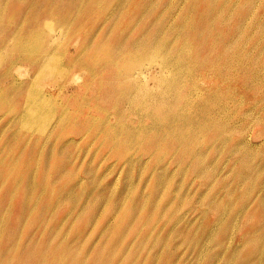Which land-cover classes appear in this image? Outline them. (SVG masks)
Returning a JSON list of instances; mask_svg holds the SVG:
<instances>
[{"label": "rangeland", "instance_id": "1", "mask_svg": "<svg viewBox=\"0 0 264 264\" xmlns=\"http://www.w3.org/2000/svg\"><path fill=\"white\" fill-rule=\"evenodd\" d=\"M118 1L0 0L11 223L26 183L35 192L21 245L52 231L48 250L79 253L70 264L264 262L247 242L264 217V0H124L115 11ZM129 78L142 93L125 94ZM42 103L44 118L23 126Z\"/></svg>", "mask_w": 264, "mask_h": 264}, {"label": "bare ground", "instance_id": "2", "mask_svg": "<svg viewBox=\"0 0 264 264\" xmlns=\"http://www.w3.org/2000/svg\"><path fill=\"white\" fill-rule=\"evenodd\" d=\"M73 2H74V4H73V6H71L72 8H74L75 10H77V8L79 7V4L82 2V0H72ZM118 2H121L120 4H117V6H119L118 8H117V6H116V8H115V11H118L119 9H120V7H121V5H123L124 4V0H119ZM146 5V4H145ZM147 6H149V5H147ZM145 9V8H144ZM143 9V10H144ZM117 13V12H116ZM184 18V17H183ZM186 20H187V18H186ZM186 20H184V21H186ZM191 20V19H190ZM189 22V21H188ZM120 42V41H119ZM97 49V48H96ZM98 50V49H97ZM147 55H150V52L148 53V54H146V56ZM90 56V55H89ZM88 58V57H87ZM86 58V59H87ZM37 60H39V58H36ZM90 63H92V62H90ZM103 65V64H102ZM110 66V65H109ZM124 66V65H123ZM228 67H230V66H228ZM125 68V67H124ZM231 71V70H230ZM235 71V74H236V70H234ZM111 72V71H110ZM109 72V73H110ZM232 72V71H231ZM132 73V70H127V72H122L121 73V75H123V76H128L129 74H131ZM234 73V72H233ZM224 74V73H223ZM230 74H232V73H230ZM227 75V74H226ZM120 76V75H119ZM129 76H132V75H129ZM136 77V76H135ZM134 77V78H135ZM227 77H228V75H227ZM130 79L131 78H129V80L128 81H130ZM133 79V78H132ZM131 79V82H127L128 84L129 83H131L130 85H129V91L127 92V93H125V94H132V93H134L135 91H137V93L138 94H140V93H142V89H143V87H144V85H143V83H144V81H133ZM95 83V82H94ZM109 85V84H108ZM166 85V84H165ZM113 87H114V85H113ZM157 87V86H156ZM155 87V88H156ZM145 88H147V85L145 86ZM144 88V89H145ZM154 88V87H153ZM125 89V88H124ZM115 90H116V88L114 89V88H112L109 92H114V93H112L113 95L115 94ZM156 90V89H155ZM169 90V89H168ZM159 91V90H158ZM107 92V91H106ZM118 92V91H117ZM116 92V93H117ZM147 92H149V90H147ZM146 92V89H145V93H147ZM121 93V92H120ZM151 93L152 94H155L156 92L155 91H151ZM107 94H109V93H107ZM106 94V95H107ZM150 94V93H149ZM224 94V93H223ZM122 95H124V94H122ZM109 96H111V95H109ZM109 96H107V97H109ZM155 96L156 95H152V98L153 99H155ZM106 96H104L103 98H105ZM39 99H42V98H39ZM110 99V97L108 98V100ZM126 99H128V98H126ZM31 100L32 101H36V97L35 96H32L31 97ZM95 101H96V99H94ZM125 100V99H124ZM262 100V102L264 101V99H261ZM260 100V101H261ZM259 101V102H260ZM235 103H237V102H235ZM43 106H44V103H42L41 104V106L39 107L38 105L37 106H35V108L32 110V111H25L23 114H22V116H21V121H23V126H30V127H33L34 126V124H38L43 118H44V113H41V110H42V108H43ZM119 107V106H118ZM145 107V106H144ZM189 107V106H188ZM146 108V107H145ZM142 109V108H141ZM147 109V108H146ZM206 109V108H205ZM237 109V108H236ZM144 110V109H143ZM186 110V109H185ZM184 110V111H185ZM195 110V109H194ZM197 110H199V109H197ZM208 110V109H207ZM211 111V110H210ZM197 112V111H196ZM204 112V111H203ZM199 113V112H198ZM235 113H237V112H235ZM239 113V112H238ZM172 116V115H171ZM173 117V116H172ZM20 121V122H21ZM163 121V120H162ZM233 121H234V119H233ZM157 122H159L158 121V119H157ZM156 122V119H154L153 120V123H157ZM164 122V121H163ZM163 122H162V124H163ZM213 123V122H212ZM217 123V122H216ZM22 124V123H21ZM207 124V123H206ZM209 124H211V123H209ZM208 124V127L210 128V130H211V125H209ZM220 123H218L217 125L214 123V126L216 125V127H221L222 126V124H220ZM224 124V123H223ZM226 124V123H225ZM223 125V128H224V130L226 131V130H228L229 128H226L227 126L226 125ZM229 124V123H228ZM121 125H123V124H121ZM125 125V124H124ZM230 126V125H229ZM207 126H205L204 128H206ZM232 127V126H231ZM208 128V129H209ZM121 129H122V127H121ZM217 129V128H216ZM234 129V128H233ZM237 129V128H236ZM206 130V129H205ZM210 130H208V131H210ZM212 130H214V129H212ZM230 130V132L232 131L231 129H229ZM44 129H42L41 130V133H44ZM207 130H206V133L208 132ZM225 131H224V133H225ZM235 131V130H234ZM238 131V130H237ZM240 131V130H239ZM238 131V132H239ZM212 132V131H211ZM214 132V131H213ZM212 132V133H213ZM220 132V131H219ZM221 132H222V130H221ZM236 132V131H235ZM234 132V133H235ZM241 132V131H240ZM181 133V132H180ZM228 133V132H227ZM129 134V133H128ZM214 134V133H213ZM216 134V133H215ZM231 134H233V133H230V135ZM228 135V134H227ZM47 136V135H46ZM49 136H50V134H49ZM48 136V137H49ZM172 136V135H171ZM191 136V135H190ZM215 136V135H214ZM224 136H226V133H225V135L223 134V138H224ZM192 137H194V134H193V136ZM199 137H200V135H199ZM222 137V136H221ZM172 138V137H171ZM160 140H161V137L159 138ZM169 139H170V136H169ZM182 139V138H181ZM168 140V139H167ZM175 141H176V139H174ZM192 140H194V139H192ZM221 140V139H220ZM241 140V139H240ZM240 140H238V141H240ZM169 141H173V140H169ZM174 141V142H175ZM195 141V140H194ZM207 141V140H206ZM205 141V143H207ZM146 142V141H145ZM193 142V141H192ZM213 142V141H212ZM149 144H150V142H148ZM152 143V142H151ZM166 143V142H165ZM190 143H191V141H190ZM197 143H199L198 142V139H197ZM201 143V142H200ZM167 144V143H166ZM187 144H188V139H187ZM236 145V144H235ZM199 146H200V144H199ZM216 146V145H215ZM154 147V146H153ZM156 147V146H155ZM194 147V146H193ZM213 147V146H212ZM234 147V146H233ZM232 147V148H233ZM150 148V147H149ZM205 148V147H204ZM208 148V147H207ZM217 148V147H216ZM231 148V149H232ZM57 149V148H56ZM150 149H154V148H150ZM149 150V149H148ZM186 150V149H185ZM184 150V151H185ZM192 152H194L193 150H191ZM190 151V152H191ZM29 152V151H28ZM188 152H189V150H188ZM56 154V153H55ZM189 154H191V153H189ZM188 154V155H189ZM230 154H231V151H230ZM31 155H33V154H31ZM184 155V154H183ZM242 156V155H241ZM31 157V156H30ZM23 158V157H22ZM187 158H188V156H187ZM186 158V159H187ZM191 158V157H190ZM27 159V158H26ZM33 159V158H32ZM196 159V158H195ZM202 160H203V158H201ZM22 160V159H21ZM183 160V159H182ZM184 160H185V156H184ZM24 161V160H23ZM197 161H198V159H197ZM31 163V162H30ZM199 163V162H198ZM197 164V163H196ZM59 165V164H58ZM59 167V166H58ZM29 169V168H28ZM41 169V168H40ZM45 171V170H44ZM22 173V172H21ZM43 174V173H42ZM48 174V173H47ZM240 174V173H239ZM239 174H238V176H239ZM246 175V174H245ZM47 176V175H46ZM249 176V175H248ZM14 178V177H13ZM24 178V177H23ZM240 178V180H242L241 179V177H239ZM26 180V179H25ZM49 180V179H48ZM51 180V179H50ZM158 180V179H157ZM41 181H43V179L41 180ZM47 181V180H46ZM52 181V180H51ZM10 183V182H9ZM49 184H50V182H48ZM259 183V182H258ZM45 184V183H44ZM66 184V183H65ZM64 184V185H65ZM10 185V184H9ZM19 185V184H18ZM58 185H61V184H58ZM42 186V185H41ZM46 187H47V185H45ZM257 186V185H256ZM6 187V186H5ZM61 187V186H60ZM9 188V187H8ZM72 188V187H71ZM5 189V188H4ZM18 189V188H17ZM48 189V188H47ZM58 189V188H57ZM66 189V188H65ZM20 190V189H19ZM24 192H22V204L19 206V209H18V211L16 212V214H14V220H13V222L11 223V220H9V218L7 219V216H6V213H5V210H6V208H8V207H10V206H12V205H10V206H8L9 205V200H10V197H11V192H9V191H7V192H5V194H4V198H3V201H1L0 202V264H70L71 263V261H69V262H66V260L68 259V257H69V255L70 254H72V255H74V257L75 256H77V255H79V253L77 252V250H73L72 248H70V246L68 245V246H66L65 248H63V250H61V251H59V252H56V250H58V248L56 247V249H51V250H48V248H50L49 246L51 245V243H50V245H49V242H50V239L51 240H53L54 239V234H53V232L52 231H49L48 232V241L47 242H45V244H43V245H40L39 243H37V241L35 242H33L32 240H31V238H32V236H33V232L31 231L30 232V234L29 235H24L23 236V238L26 240L25 242H28V244H25V245H21V243H20V241H21V239H22V236H18V233H19V231L20 230H24V229H26V228H30L29 226L30 225H28L27 224V222L28 221H30V218L28 219V215H27V213H30L28 210L27 211H22V209H23V207L24 206H26L27 205V202H28V200H30V199H34L35 198V192L33 193V190L32 189H30V183H26V185H25V188H24ZM58 190H60V189H58ZM66 190H68V189H66ZM3 191V190H2ZM46 191V190H45ZM156 191H158V190H156ZM60 192H62V191H60ZM17 193V192H16ZM38 193V192H37ZM40 193V192H39ZM45 193V192H44ZM157 193H159V192H157ZM2 196V195H1ZM38 196V195H37ZM42 196V195H41ZM14 197V196H13ZM43 198V197H42ZM60 199L62 198V196L61 197H59ZM58 198V199H59ZM230 198V197H229ZM57 199V200H58ZM59 199V200H60ZM41 200V199H40ZM59 200H58V202H59ZM231 200H232V198H231ZM247 201H248V199H247ZM49 202V201H48ZM56 202V201H55ZM231 202V201H230ZM11 203V202H10ZM39 203V202H38ZM211 203V202H210ZM215 203V202H214ZM213 203V204H214ZM245 203H247V202H245ZM244 203V204H245ZM46 204V206H47V202L45 203ZM44 204V205H45ZM216 204V203H215ZM234 204V203H233ZM43 205V206H44ZM51 205V204H50ZM55 205V204H54ZM131 205V204H130ZM208 205H209V203H208ZM211 205V204H210ZM247 205V204H246ZM96 206V205H95ZM216 206V205H215ZM234 206V205H233ZM245 206V205H244ZM39 207V206H38ZM49 207V206H48ZM210 207V206H209ZM213 207V206H212ZM214 208V207H213ZM216 208V207H215ZM244 208V207H243ZM42 209V208H41ZM51 209V208H50ZM241 209V208H240ZM239 209V210H240ZM36 210V209H35ZM44 210V209H43ZM47 210V209H46ZM45 211V210H44ZM98 211V210H97ZM7 212H8V210H7ZM34 212V211H33ZM46 212V211H45ZM45 214V213H44ZM43 214V215H44ZM8 215V214H7ZM10 215V214H9ZM27 215V216H26ZM93 216V215H92ZM33 219V218H32ZM38 219H40V215H39V218ZM262 219H263V224H261V226L259 227V229L258 230H260V232H263L262 234L259 232V234H260V236L259 235H257L256 233L253 235V236H251L249 239H247V242H248V240H250L249 242H251L252 243V245H253V247H254V252L256 253V254H262V255H264V251H263V246H264V244H263V242H264V217H262ZM48 219H45V220H42L43 221V223L44 222H46ZM33 221H34V219H33ZM32 223H35V222H32ZM59 225V224H58ZM32 226V225H31ZM41 226V225H40ZM228 226V225H227ZM227 226H226V230H228L227 229ZM50 229H51V227H50ZM229 229H230V227H229ZM258 230H257V232H258ZM256 231V230H255ZM45 233V232H44ZM44 233H42V235L44 234ZM218 235V234H217ZM228 235H230V234H228ZM262 236V237H261ZM227 237V236H226ZM259 237H261V239L259 238ZM122 240V239H121ZM215 241H218V240H215ZM246 241V240H245ZM52 242V241H51ZM58 244V243H57ZM119 244V243H118ZM217 244V246L219 247V248H221V250L222 249H224V246H223V242L219 239V241L216 243ZM62 245V244H61ZM58 246V245H57ZM119 246V245H118ZM117 246V247H118ZM123 252H125V251H123ZM218 254V253H217ZM124 255H125V260L128 258V255L127 254H125L124 253ZM115 255H113L112 257H114ZM209 256V255H208ZM225 256V255H224ZM210 257H211V255H210ZM82 258H84V257H82ZM88 259V258H87ZM113 258H111V260H112ZM129 259V258H128ZM255 259H256V255H255ZM255 259H254V261H253V263H244V264H254L255 263ZM219 260V259H218ZM248 260V259H247ZM86 261V258L83 260V259H81V258H79V256L78 257H76V260L72 263V264H84V262ZM227 261H228V259H227ZM110 262V261H109ZM120 262V261H119ZM123 262V261H122ZM121 262V263H122ZM214 262V261H213ZM213 262H211V263H213ZM229 262V261H228ZM245 262H246V260H245ZM249 262V261H248ZM133 263V262H132ZM135 263V262H134ZM119 264V263H118ZM260 264H264V262L262 261Z\"/></svg>", "mask_w": 264, "mask_h": 264}]
</instances>
